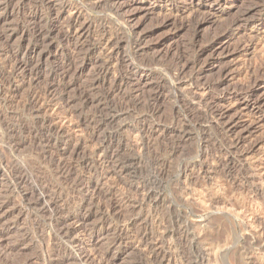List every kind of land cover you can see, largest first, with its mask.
I'll use <instances>...</instances> for the list:
<instances>
[{"label": "rangeland", "instance_id": "1", "mask_svg": "<svg viewBox=\"0 0 264 264\" xmlns=\"http://www.w3.org/2000/svg\"><path fill=\"white\" fill-rule=\"evenodd\" d=\"M126 1L120 15L110 10ZM61 6L0 0V264H264V0H85L74 38L59 45L71 17L56 19ZM97 105L128 113L96 137L108 114ZM65 106L83 114L42 124ZM130 156L141 163L121 169ZM145 178L158 196L140 203L129 185ZM41 183L64 214L38 205ZM88 186L100 192L78 204L90 218L60 224ZM60 226L75 232L66 240Z\"/></svg>", "mask_w": 264, "mask_h": 264}, {"label": "bare ground", "instance_id": "2", "mask_svg": "<svg viewBox=\"0 0 264 264\" xmlns=\"http://www.w3.org/2000/svg\"><path fill=\"white\" fill-rule=\"evenodd\" d=\"M52 1V0H51ZM41 2H42V0H41ZM49 4H51V2L50 1H47ZM83 2H85V0H62V6H61V11H59V15H57V18L56 19H60L61 18V16L63 15V12H65V11H71V17L70 18H68V21H66V23L68 22V28H67V30H64V31H61V32H59V33H57V32H55V33H57L58 35L56 36V38H57V40H56V42H57V44H61V43H65V42H69L70 43V41L74 38V31H76V27H77V24H78V19L81 17V15H82V13H83V7H82V3ZM112 3V2H111ZM114 3V2H113ZM111 5V4H110ZM113 5V4H112ZM114 5H116V6H111L110 7V10L111 11H113L114 13H116L117 15H120L121 13H122V11H124V10H127L128 9V6L130 7V3L129 2H127L126 1V3H119V2H115V4ZM45 6V5H44ZM54 6V5H53ZM48 8V7H47ZM56 12V11H55ZM113 14V13H112ZM54 16V15H53ZM54 19V18H53ZM126 19V18H125ZM129 19V18H128ZM65 20V19H64ZM130 20V19H129ZM128 20V21H129ZM125 21V20H124ZM52 26V25H51ZM67 26V25H66ZM78 26H81V25H78ZM59 28V27H58ZM44 29V28H43ZM53 29H54V27L50 30V32H48V33H46L45 31L44 32H42V31H37V32H35V34H34V37L35 38H42V36H45V38H48L49 37V35L51 34V32H53ZM65 29H66V27H65ZM41 30V29H40ZM45 30V29H44ZM62 30V29H61ZM80 30V29H79ZM58 31V30H57ZM83 31V30H82ZM79 32V31H78ZM78 32H77V34H78ZM79 33H81V32H79ZM5 34V33H4ZM1 35H3L2 33H1ZM33 35V34H32ZM53 35V34H52ZM51 35V36H52ZM78 35H81V34H78ZM54 36V35H53ZM77 36V35H76ZM103 36V35H102ZM112 36V35H111ZM110 36V37H111ZM116 36V35H115ZM55 37V36H54ZM110 37H108V38H110ZM3 38V37H2ZM1 38V39H2ZM9 38V37H8ZM24 38V37H23ZM33 38V37H32ZM53 38V37H52ZM77 38V37H76ZM82 38V37H81ZM31 39V38H30ZM79 39V38H78ZM40 40V39H39ZM107 40V39H106ZM106 40H104L105 42H106ZM75 41H77V39L75 40ZM75 41H73V42H75ZM81 41V40H80ZM44 42V41H43ZM46 42H48V41H46ZM55 42V41H54ZM54 42L51 40V41H49V44L50 45H53L54 44ZM118 42V41H117ZM59 44V45H60ZM108 44H110V41H108ZM46 45H47V43H46ZM103 45V44H102ZM106 45H107V42H106ZM116 45V44H115ZM76 46V48H77V45H75ZM46 47V46H45ZM80 47V46H79ZM107 48H109L108 46H107ZM100 49V48H99ZM102 49V48H101ZM111 49H113V48H111ZM104 50V49H103ZM105 50H106V48H105ZM114 51V50H113ZM116 51V50H115ZM114 51V52H115ZM118 51V50H117ZM94 52V51H93ZM109 52V51H108ZM99 53V52H98ZM101 54H104V53H102L101 52ZM106 54H107V52H106ZM115 54H117V53H115ZM18 55V54H17ZM105 55V54H104ZM103 55V56H104ZM107 56V61L110 63V61L112 60L113 61V59H112V57H113V55L110 53L109 55H105V57ZM123 56V55H122ZM17 57V56H16ZM16 57H13V58H16ZM115 57V56H114ZM18 58V57H17ZM17 58H16V61H15V63H14V69H17V67H23V65L22 64H20V62H18V60H17ZM40 58V57H39ZM97 58V57H96ZM102 58V57H101ZM117 59H118V57H116ZM120 58V57H119ZM117 59H115V60H117ZM159 59V58H158ZM10 60H12V59H10ZM102 60V59H101ZM104 60V59H103ZM106 60V59H105ZM152 60V59H151ZM153 60H155V59H153ZM157 60V59H156ZM96 61H97V59H96ZM142 61H144V60H142ZM103 62V61H102ZM116 62V61H115ZM160 62V61H159ZM5 63V62H4ZM24 63H26V62H24ZM98 63H100L101 64V62L99 61ZM105 63V62H104ZM108 63V64H109ZM113 63V62H112ZM147 63V65L149 64V62H146ZM69 64V63H68ZM103 64V63H102ZM117 64V63H116ZM140 64V63H139ZM142 64V63H141ZM145 63H143V65H144ZM153 64V63H152ZM156 64H157V62H156ZM174 64H177V62L175 63L174 62ZM180 63H178V65H179ZM70 65V64H69ZM98 65V64H97ZM104 65V64H103ZM107 65V64H106ZM111 65V64H110ZM150 65H151V63H150ZM154 65V64H153ZM177 65V66H178ZM71 66V65H70ZM100 66V65H99ZM141 66V65H140ZM155 66V65H154ZM158 66V65H157ZM182 66H183V64H182ZM181 65H180V67H182ZM143 67V66H142ZM173 67V66H172ZM179 67V68H180ZM24 68V67H23ZM22 68V69H23ZM69 68V67H68ZM68 68H67V70H65V72L64 73H66V74H68L67 72H68ZM170 68H171V66H170ZM178 68V69H179ZM0 69H1V67H0ZM66 69V68H65ZM19 70V69H18ZM115 70H117V69H115ZM151 70V69H150ZM169 70V69H168ZM167 70V71H168ZM113 71H114V69H113ZM171 71V70H170ZM178 71V70H177ZM182 71H183V68L182 69H179V72L180 73H182ZM227 71V69H225V72ZM23 72H25V71H23ZM169 72V71H168ZM172 72V71H171ZM184 72V71H183ZM3 73V72H2ZM9 73V72H8ZM63 73V74H64ZM107 73H110V72H108V70L104 67H102V69L99 71V75H106ZM178 73V72H177ZM65 75V74H64ZM98 75V76H99ZM171 75V74H170ZM176 75V74H175ZM175 75H171V76H175ZM4 76V75H3ZM114 78V77H113ZM176 78V77H175ZM178 78V77H177ZM115 80V79H114ZM122 80V79H121ZM95 81H97V80H95ZM109 81V80H108ZM68 85L71 87V86H74L75 85V82H73V83H68ZM94 85V84H93ZM52 84H51V82L50 83H48L47 85H46V89H48V90H50V89H52ZM51 91V90H50ZM48 93V92H47ZM39 94V93H38ZM37 98H39V97H37ZM31 99V98H30ZM35 102V101H34ZM36 103H37V100H36ZM35 103V104H36ZM55 104V103H54ZM66 104L67 105H69V104H71V101L70 100H68V101H66ZM57 106V105H56ZM56 106H52V107H56ZM26 107V106H25ZM27 107H30V109L31 110H33L34 108H37V106L35 105V106H27ZM39 107V106H38ZM48 107V106H47ZM50 107V106H49ZM59 107V106H58ZM57 107V108H58ZM72 107V106H71ZM71 107H69L70 109H71ZM101 108L103 111H107L108 112V114H107V116H105V118H99L100 119V122L99 123H101V122H103V123H105V124H111V126H112V124L113 123H115V121H117L116 119L118 118V117H120V116H122V115H124V114H127L128 112L124 109V110H114L113 109V107L114 106H109V108H107V110H106V108H104V106H99V105H97V108ZM106 107V106H105ZM33 108V109H32ZM65 109H61L60 111H58L56 108H52V111L53 110H57L56 112L54 111V113H52V114H50L49 116H47L46 114V116H45V118L42 120V124H47V123H57V121H60L61 119H66V120H70L69 122L71 123L72 121V119H73V117L74 118H76L75 116L79 113V112H75V111H73V113H72V109L70 110L67 106H65L64 107ZM75 108V107H74ZM73 108V109H74ZM93 108V107H92ZM98 108V109H99ZM115 108V107H114ZM39 109V108H38ZM41 109V108H40ZM96 109V108H95ZM121 109V108H120ZM129 109V108H128ZM27 110V109H26ZM31 110H29V111H31ZM101 110V111H102ZM92 111V110H91ZM94 111V110H93ZM97 111V110H96ZM95 111V112H96ZM36 113H37V115H38V113H39V110L37 111H35ZM46 112V111H45ZM35 113V114H36ZM41 113V112H40ZM48 113H50V112H48ZM47 113V114H48ZM94 113V112H93ZM102 113V112H101ZM104 113V112H103ZM214 113V115L217 113H215V112H213ZM42 114V113H41ZM79 114H83V113H79ZM99 114H100V112H99ZM44 115V114H43ZM42 115V116H43ZM85 115V114H84ZM98 115V114H97ZM101 115V114H100ZM219 116H217L219 119H225V116L227 115V113H226V111H219V114H218ZM79 116V115H78ZM77 116V117H78ZM38 117V116H37ZM86 117V116H85ZM87 117H89V116H87ZM79 118V121H77L78 122V124H76V127H80V129L82 130V131H85V130H87L88 129V127L89 126H85V124L87 123L86 121H84L82 118H81V116H79L78 117ZM77 118V119H78ZM216 118V117H215ZM76 119V120H77ZM88 119V118H87ZM93 119V118H92ZM95 119H97V118H95ZM192 119V118H191ZM94 120V119H93ZM89 121H91V119L89 120ZM225 121V120H224ZM228 121V120H227ZM73 122H74V120H73ZM95 122V121H94ZM89 123V122H88ZM91 123V122H90ZM89 123V124H90ZM232 123V122H231ZM231 123H227L226 124V127L228 128V130H230L231 132L232 131H234V128H235V124H231ZM38 124V123H37ZM50 124V125H51ZM92 124V123H91ZM93 125H95L94 123H93ZM48 126V125H47ZM92 126V125H91ZM102 126H103V128H104V125L101 123V124H98L97 126L95 125V128H93V132H91V134L93 135V136H96L97 137V135H96V133H97V131H99L101 128H102ZM108 126V125H107ZM106 126V127H107ZM115 126V125H114ZM52 127V126H51ZM93 127V126H92ZM115 128V127H114ZM53 129V133L55 134V135H57V138H55V139H57V141H65V143H67V144H69V142H70V140L68 139V138H66V137H62V135L61 136H59V134H61L63 131L61 130V129H58V128H56V127H53L52 128ZM105 129V128H104ZM108 129V128H107ZM102 130V129H101ZM111 130V129H110ZM50 131V130H49ZM51 132V133H52ZM11 133V132H10ZM52 133V134H53ZM101 133V132H100ZM14 135V134H13ZM99 135V134H98ZM102 136V135H101ZM141 136V135H140ZM142 136H144V135H142ZM52 137V136H51ZM89 138H91V137H89ZM50 140V139H49ZM16 140H13V138L11 137V139H10V141H9V147H11L12 146V148L13 149H15V147H18L19 145H17V141L15 142ZM91 141V140H90ZM93 141V140H92ZM238 141V140H237ZM19 142V141H18ZM93 143V142H92ZM112 143V142H111ZM237 143V142H236ZM22 144V143H21ZM99 144V143H98ZM241 144V143H240ZM11 145V146H10ZM97 145V144H96ZM133 145H135V149H137V150H139L138 152H141L142 150V152H144V149H146L147 148V142L145 141V138L144 137H142V138H138L136 141H135V144L133 143L132 144V146ZM98 146V147H97ZM97 146H95V152L96 153H98V154H101V153H103V151H104V149H105V147H106V142H103L101 145H97ZM238 146V145H237ZM122 148V147H121ZM118 151V149L116 150V152H114L113 151V155H117V153H118V155H119V153L120 152H117ZM120 151V150H119ZM79 152V151H78ZM77 152V153H78ZM94 152V153H95ZM101 152V153H100ZM128 155V154H127ZM141 155V154H140ZM105 156V155H104ZM100 157V156H99ZM141 157V156H140ZM123 159V158H122ZM104 161V160H103ZM121 161V160H120ZM118 162H119V160H118ZM137 162L139 163L140 162V158L138 159V158H134L133 156H130V157H126V159H125V161H122L120 164H118V166L119 167H121V169H125L126 170V168L125 167H127L128 165H136L137 164ZM141 163V162H140ZM10 165V164H9ZM161 166V165H160ZM63 167V166H62ZM162 167V166H161ZM160 171V170H159ZM10 174V173H9ZM15 174V173H14ZM18 176V175H17ZM31 177V176H30ZM31 179V178H30ZM35 179H36V177H35ZM40 179V178H39ZM38 179V180H39ZM87 180V179H86ZM86 180L85 179H83V178H79L78 179V177H77V181L75 182V186H82V184H85L86 185ZM20 181V180H19ZM35 181V180H34ZM33 181V182H34ZM37 181V180H36ZM135 181V180H134ZM140 182H138L137 181V183L136 184H132V182H131V184L129 185V186H132L131 188H133V190L135 191V193H136V197L138 196V194H140V196H142L141 197V199H139V202L140 203H144V202H152V200H154L158 195L156 194V189H155V187L153 188V186L151 185V183H150V180L149 179H147V178H145V179H143L142 181L141 180H139ZM42 182V181H41ZM89 182V181H88ZM36 183V182H35ZM40 183V182H39ZM134 183V182H133ZM70 184H72V183H70ZM16 185V184H15ZM36 185V184H35ZM88 185V184H87ZM154 185V184H153ZM50 186V185H49ZM70 186V185H69ZM154 186H156V185H154ZM37 187H39V186H37ZM40 187H41V189L39 190V191H37V192H35V194L37 193L38 194V205L39 206H43V208H47V209H51L52 211H54L55 213H56V215L57 214H59L60 212H62L63 213V211H65L66 210V208H65V206H60V205H58V203H54V200H52V198L51 199H48L47 197H46V192H47V189H46V187L41 183V185H40ZM96 187V186H95ZM92 188L91 186H88V189H86V190H83L84 192L83 193H81V194H79L77 197H76V199L74 200V202H72L70 205H68L69 206V209H68V206H67V209L68 210H75L76 208H79L80 210H79V212H75L74 214H73V216L72 217H70V218H66L64 221H62L60 224H66V222L68 221V220H70V219H75L76 221H86V220H88L89 218H90V215L88 214V211H86V208H84L83 209V207H81V205L79 206L78 204H80L79 202L81 201V202H83V203H86V201L88 200V199H90V198H95V197H98V196H100V192H98L99 190L97 189V187L96 188ZM158 187V186H157ZM77 188V187H76ZM125 188H126V186H125ZM70 189V188H69ZM35 191H36V189H34ZM38 190V189H37ZM128 190H132V189H128ZM127 190V191H128ZM187 190V189H186ZM72 191V190H71ZM253 191V190H252ZM103 192H101V194H102ZM260 193V190H257V189H255L254 191H253V198L254 197H257V195ZM105 195V194H104ZM132 195H134V193L132 194ZM107 196V195H106ZM108 197V196H107ZM139 197V196H138ZM50 198V197H49ZM101 199L103 198V196L102 197H100ZM109 198V197H108ZM100 199V200H101ZM112 199V198H111ZM110 199V200H111ZM103 200H104V198H103ZM105 200H106V198H105ZM37 201V200H36ZM35 201V202H36ZM95 201V200H94ZM263 201L264 200H262V204H263ZM56 202V201H55ZM66 202V201H65ZM103 202V201H102ZM106 202V201H105ZM138 202V203H139ZM215 202H218V201H215V200H213L212 201V205L215 203ZM232 202V201H231ZM231 202H228V203H231ZM100 203V202H99ZM110 203V202H109ZM113 203V202H112ZM112 203H110V204H112ZM137 203V204H138ZM98 204V203H97ZM64 205V204H63ZM108 206H110L109 204H107ZM107 205H106V207H107ZM141 205V204H140ZM38 206V207H39ZM113 206H114V204H113ZM1 207V206H0ZM92 207V206H91ZM26 208V207H25ZM41 209V208H40ZM110 209V208H109ZM108 209V210H109ZM77 210V209H76ZM90 210V209H89ZM116 210V209H115ZM78 211V210H77ZM194 211V210H193ZM113 212H115V211H113ZM23 213V212H22ZM193 213H195V212H193ZM21 214V213H20ZM64 214V213H63ZM66 216H67V214H66ZM116 216H120L121 217V213H116ZM195 216V215H194ZM11 218V217H10ZM13 218V217H12ZM141 218V217H140ZM55 219V218H54ZM64 219V218H63ZM129 220H130V218H129ZM137 220V219H136ZM131 221V220H130ZM133 221V220H132ZM138 221V220H137ZM19 222V221H18ZM71 222H72V220H71ZM68 223V222H67ZM134 223H136V222H134ZM164 223V222H163ZM133 223H130V224H128L129 226H131ZM159 224H162V223H159ZM158 224V225H159ZM128 226V227H129ZM56 229V228H55ZM56 231V230H55ZM58 235H60L61 236V238H64V239H68L69 237H71L72 235H73V233L75 232V229H72V228H69V227H65V226H60L59 227V229H58ZM56 232V233H57ZM55 233V232H54ZM157 238V237H156ZM159 238V237H158ZM161 239V238H160ZM139 241V240H138ZM140 241L141 242H139L140 243V245L142 244V245H146V242L148 241L147 240V237L146 236H144V234L142 235V237L140 238ZM161 242H163V241H161ZM156 244V243H155ZM154 245V244H153ZM158 245V244H157ZM156 245V246H157ZM155 246V247H156ZM160 246V245H159ZM162 246V245H161ZM153 247V246H152ZM156 251V250H155ZM59 254V253H58ZM42 257V256H41ZM157 258V257H156ZM49 259V258H48ZM81 259H82V257H81ZM89 259H91V258H89ZM154 259V258H153ZM152 260V259H151ZM30 261V260H29ZM155 261H156V259H155ZM31 262V261H30ZM29 262V263H30ZM51 262V261H50ZM159 262V261H158ZM170 262V261H169ZM48 263H49V261H48ZM149 263V262H148ZM31 264H33V263H31ZM106 264H112V262H107ZM151 264H155V262H154V260H152L151 261ZM161 264V263H160ZM167 264H169L168 262H167Z\"/></svg>", "mask_w": 264, "mask_h": 264}]
</instances>
